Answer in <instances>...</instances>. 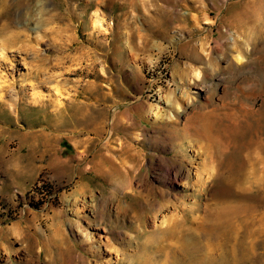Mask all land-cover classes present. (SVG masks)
<instances>
[{"label": "rangeland", "instance_id": "obj_1", "mask_svg": "<svg viewBox=\"0 0 264 264\" xmlns=\"http://www.w3.org/2000/svg\"><path fill=\"white\" fill-rule=\"evenodd\" d=\"M243 13L247 18L240 22ZM97 14L105 20V38L93 33ZM0 17V44L10 42L0 57V79L6 82L0 87V264H115L117 251L108 255L105 244L121 243L120 234L128 229L142 242L164 217L167 223L184 217L186 227L200 231L215 222L238 200L220 196L216 165L197 158L203 150L189 144L183 168L180 156L172 163L161 130L171 117L184 124L193 107L236 104L252 123L246 140L233 139L243 173L236 180V172L223 177L232 192L258 200L239 222L257 232L256 241L264 238V0H121L100 7L89 0H0ZM130 28L139 35L134 47ZM228 29L238 41L231 52L220 46ZM116 33L121 42L114 41ZM36 65H42L45 78L54 77L50 84L36 86ZM190 67L199 70L204 88L193 85L197 79ZM83 104L92 117L101 111L104 123L79 122ZM120 118L134 123L131 142L144 161L133 189L112 197L95 165L103 162L97 153L108 141L121 148L126 133ZM114 127L118 141L111 138ZM112 156L125 164L121 155ZM148 205L137 217L135 210ZM116 225L110 235L109 227ZM91 236L103 251L98 261L83 243ZM68 247L73 253L67 257ZM262 253L257 250L256 259Z\"/></svg>", "mask_w": 264, "mask_h": 264}, {"label": "bare ground", "instance_id": "obj_2", "mask_svg": "<svg viewBox=\"0 0 264 264\" xmlns=\"http://www.w3.org/2000/svg\"><path fill=\"white\" fill-rule=\"evenodd\" d=\"M89 1L92 2L95 6L100 7L101 4H103V2L105 1L119 2L121 0ZM243 15L245 14L243 13ZM95 17L96 19L93 23V33L95 35L96 33H99L101 37L108 36L106 32L102 30L103 23L105 22V20L100 18L98 14ZM2 18L0 17V19ZM246 18L247 16L245 15L240 18L239 21L242 22ZM117 21L119 22L121 21V19H117ZM231 33L232 31L229 29L223 31L221 34L220 41V46L225 47L227 50H230V52L233 51L232 47L238 43L236 39L231 38ZM122 38L123 37L121 33H116L114 41L121 42ZM137 38H139L137 32L130 28L128 39L131 40V42L129 43L132 47H134V45L137 43ZM8 43L3 42L0 44V57L2 55H4L5 57L4 53L8 51L9 48L7 49V47H10ZM12 43L15 44L13 40ZM207 44V42H203L200 48L205 51L207 49ZM117 48L114 45V49ZM145 48L148 49L149 46L147 45L145 46ZM193 50L197 51L198 48H193ZM236 57L238 59L237 61L239 62L243 60L238 54ZM47 61H49L48 58ZM209 63L213 65L215 64L212 59L209 61ZM46 64L47 63H44L43 65ZM41 66L42 65H36L35 69V79L38 83L36 86L38 87H41L44 82L50 84L54 79V77H51V75L50 77L45 78V75H43L42 72L43 68ZM190 71L194 73L197 79L194 81L193 85L198 88H204L203 83L199 82V70L197 68L190 67ZM97 75H99V72ZM99 77L101 76H98V78ZM98 78L97 80H99ZM100 79H102V77ZM5 85L6 82H2L0 79V87H3ZM262 86L264 87V83L262 84ZM55 90H57V93H59V89ZM211 95H213L212 90L208 92L206 101H210ZM43 98L44 97L39 96V99L42 100ZM80 106L82 107H80L77 111L78 116L81 115L79 122L82 121L84 123H88L89 127L94 121L100 124L104 123L105 117L101 111L96 110L94 114L96 116L92 117L93 115L90 116V114L88 113V107L90 106L87 107L86 104ZM137 111H140V116H142V114H145L146 112L143 106L141 105L137 108ZM154 115L156 119H159V117L161 118V114L159 112L154 113ZM239 118L245 117L241 113L239 114L237 112L236 104H231L229 107L223 108L214 106L209 110L205 108L193 107L192 113L190 115H187L184 124H181L176 118L172 119V117L170 118L171 120L164 121L161 126V130L167 133V139L170 143L168 144V147L171 152V162L178 163L177 157L180 156L179 166L183 168L184 162L189 161L183 155V153L187 152L189 147H192L189 144H192L194 149L198 148L200 150H203L197 151V158L203 155L206 157V159L210 160L211 164L216 165V168L219 172L216 179V184L218 189L223 193L220 196L232 200L237 199L238 202L234 201L236 202L234 206L226 208L222 213H220L218 217H216L215 222L206 224L205 226H203V229L201 231L193 229L192 227H186L184 217H181L180 221L176 218L175 220L169 223H167L168 221L166 220L164 221V218L166 219V217H164L162 224L158 225L157 228L154 227L152 229L153 231L142 242H139L136 236L133 237L131 236L132 234H129V232H135L134 230L128 229V231L126 232H122L121 234L119 233L121 237L120 239H118L121 243H112L110 240H108V242L105 244L110 249L109 252L107 251L108 255L111 256V249L117 251L119 255L117 256L119 258L115 264H257L259 262L264 263V253H262L261 256H258L257 259L255 257V253L257 252V250L261 249L264 252V238H261L260 241H256L255 235H258L257 232H253L252 230H250L249 227L251 226L245 225L243 221L239 222L240 220H243V215H248L254 212V206L258 203V200L256 198L234 193L224 183L223 176L226 177V175L231 173V175H229L228 177L230 178L233 174L235 175L236 172V180L238 179L237 176L243 173L244 161L242 159V154L241 152L234 149L233 139L238 141L246 140L250 136L249 128L252 123H250L247 118H245V120H243L239 125L233 126V124H235ZM119 124H124L122 126V129L126 133L123 139L122 137H120L123 141L120 145L121 148L116 150L113 149L110 146V143L112 141H108V143L105 144L104 148H102V151L97 153V157H100L103 162L97 163L95 165L98 171L101 172L103 176L107 178V183L110 187V194L112 197H114L117 192H126L133 189V178L138 168H140L142 165L140 163L144 161L143 151L138 149L131 142L132 135L134 134L133 130L135 129L134 123H124L123 119H121ZM118 130L119 129L114 127L111 133V138H114L116 141L120 140V138H115L116 136H120V132ZM243 130H245L246 133H243ZM87 133L88 132H86L85 135ZM86 141H88V139L83 142ZM104 150L109 151L110 153L105 154L103 152ZM113 154H118V157L121 155L125 164L122 166L114 162V158L112 156ZM164 161L165 159H160L159 162L161 165H163ZM104 165H107L106 168L104 167ZM218 166L221 167L222 171H219ZM236 166L238 167L237 169H235ZM226 167L228 169L225 171ZM145 205H147V202H145ZM150 206L152 208L151 211L155 210L152 205ZM128 207L131 208L134 207V205L131 204L128 205ZM141 208L142 209L135 210L137 217L141 216V211L150 210L149 205L143 206ZM122 211L123 213L128 212L127 208H122ZM154 218L156 217L154 216ZM115 227H109V232H111L110 235L116 234L117 230L115 229H117L119 225H116ZM198 238H200V240H197ZM83 243H85V245L88 247V253L92 254L96 261L102 258L103 251L101 249V246L96 245L97 243L95 237L91 236L84 238ZM133 243L137 244V248L135 247L136 249L131 250L133 248ZM114 244H117V247ZM131 246V249H127ZM67 249L68 250L64 253L68 257L71 256L73 252L71 247H68ZM203 249H208L209 251H206H208V253L210 252L211 257H208V255L204 253L205 250ZM54 263L55 260H53L52 262L49 261L48 264ZM89 263H93V261H89Z\"/></svg>", "mask_w": 264, "mask_h": 264}]
</instances>
